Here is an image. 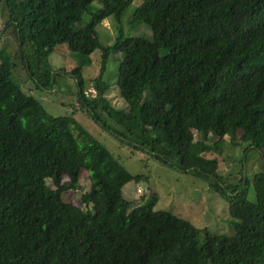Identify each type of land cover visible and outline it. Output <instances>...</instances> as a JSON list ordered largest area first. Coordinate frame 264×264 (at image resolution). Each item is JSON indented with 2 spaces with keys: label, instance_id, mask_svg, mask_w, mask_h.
Segmentation results:
<instances>
[{
  "label": "trees",
  "instance_id": "obj_1",
  "mask_svg": "<svg viewBox=\"0 0 264 264\" xmlns=\"http://www.w3.org/2000/svg\"><path fill=\"white\" fill-rule=\"evenodd\" d=\"M93 1L24 0L10 9L13 35L30 45L28 71L44 86L52 82L48 57L59 46L85 55L100 48L94 100L84 95L75 71L78 101L95 111L108 86L104 64L111 51H120L116 84L128 109L116 115L128 121L131 135L139 126L145 141L135 147L167 162L155 150L159 138H146L162 131L179 169L215 176L234 234L210 233L151 205L134 206L121 188L142 176L129 173L98 141L81 147L72 113L49 115L12 80L0 53V264H264V172L252 179L255 202L239 190L228 192L217 176L218 160L201 154L210 147L194 133L206 139L239 132L264 151V0H142L131 23H145L152 37L124 38L119 30L106 47L96 25L107 17L119 25L131 0H96L100 6L92 10ZM84 13L89 22L78 27ZM82 170L92 183L80 206L62 193L76 186ZM64 174L68 184L61 183Z\"/></svg>",
  "mask_w": 264,
  "mask_h": 264
},
{
  "label": "rangeland",
  "instance_id": "obj_2",
  "mask_svg": "<svg viewBox=\"0 0 264 264\" xmlns=\"http://www.w3.org/2000/svg\"><path fill=\"white\" fill-rule=\"evenodd\" d=\"M24 0H0V53L12 67V80L20 85L28 95L34 97L41 107L53 116H64L72 113L74 123L72 129L79 145L83 147L89 140H95L104 145L121 165L132 175H141L139 181H129L122 188L123 196L134 206L140 204L151 205L153 210L168 211L189 220L195 227L206 229L210 233L233 235L235 224L228 211V203L223 199L213 184L216 177L204 174L197 169L185 171L179 169L180 164L176 153L167 147L162 131H150L146 138L152 143L153 138H159L160 143L155 150L165 157L163 162L149 155V150L135 145L140 141L139 126L133 128L134 135L128 131V121L120 122L119 111L128 109L127 103L120 97L116 84L119 63L123 57L120 51H111L102 72L103 80L108 84L101 102L95 111L81 105L78 101V84L75 78L76 69L79 71L84 86V94L89 100H94L85 91L89 83L99 75L102 67V50L95 49L89 55L70 51L61 45L48 57L52 73V82L41 85L43 80L32 77L25 65V57L30 53V45L23 46L13 35V25L9 23L10 9ZM11 2V3H10ZM142 0H131L123 11L120 24L112 17L103 19L96 25L99 42L103 46H111L120 30L122 36H140L146 39L152 37L151 28L143 22L131 23L135 8ZM100 5L96 0L91 4L95 10ZM89 14L84 13L76 24L78 27L89 22ZM74 70V72H73ZM40 82V85H39ZM95 100L97 102L100 101ZM93 114V117H89ZM97 121L102 122L108 129H104ZM108 130V131H107ZM140 131V132H139ZM115 133L119 138L113 135ZM195 133V140L208 145L207 151L201 152L207 158L218 160L217 176L221 179L222 187L228 192L239 190L245 193L249 201L255 202L252 187L253 176L264 172V151L252 148L246 139L241 138L239 132L234 136L225 135L219 138L211 133L206 139ZM195 150L202 145L194 144ZM50 188L54 184L46 179ZM62 184H68L66 174L62 176ZM88 172L82 170L78 183L74 188L63 191L65 201L82 206L81 195L91 186ZM203 242V233L200 234Z\"/></svg>",
  "mask_w": 264,
  "mask_h": 264
},
{
  "label": "built area",
  "instance_id": "obj_3",
  "mask_svg": "<svg viewBox=\"0 0 264 264\" xmlns=\"http://www.w3.org/2000/svg\"><path fill=\"white\" fill-rule=\"evenodd\" d=\"M85 93L91 97H95L96 96V89L94 88L93 84L91 83L89 88L85 91Z\"/></svg>",
  "mask_w": 264,
  "mask_h": 264
},
{
  "label": "clouds",
  "instance_id": "obj_4",
  "mask_svg": "<svg viewBox=\"0 0 264 264\" xmlns=\"http://www.w3.org/2000/svg\"><path fill=\"white\" fill-rule=\"evenodd\" d=\"M91 83L93 84V81H91V82L89 83V85H90ZM93 86H94V84H93ZM94 88H95V86H94ZM95 89H96V88H95ZM96 93H97V90H96ZM84 95H85V94H84ZM90 97H91V96H90ZM95 97H97V94H96ZM95 97H91V98H95ZM122 194H123V193H122Z\"/></svg>",
  "mask_w": 264,
  "mask_h": 264
},
{
  "label": "crops",
  "instance_id": "obj_5",
  "mask_svg": "<svg viewBox=\"0 0 264 264\" xmlns=\"http://www.w3.org/2000/svg\"><path fill=\"white\" fill-rule=\"evenodd\" d=\"M117 80V79H116ZM106 81H104L103 79H102V83L104 84V85H107V83H105Z\"/></svg>",
  "mask_w": 264,
  "mask_h": 264
}]
</instances>
